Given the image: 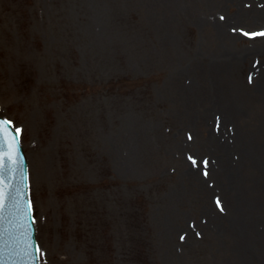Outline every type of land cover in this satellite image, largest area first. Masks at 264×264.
I'll list each match as a JSON object with an SVG mask.
<instances>
[{
    "label": "rangeland",
    "instance_id": "374dc122",
    "mask_svg": "<svg viewBox=\"0 0 264 264\" xmlns=\"http://www.w3.org/2000/svg\"><path fill=\"white\" fill-rule=\"evenodd\" d=\"M245 33H264V0L0 3V115L27 158L40 264H64L59 245L71 264H264V35ZM5 44L26 62L16 91Z\"/></svg>",
    "mask_w": 264,
    "mask_h": 264
},
{
    "label": "bare ground",
    "instance_id": "6f19581e",
    "mask_svg": "<svg viewBox=\"0 0 264 264\" xmlns=\"http://www.w3.org/2000/svg\"><path fill=\"white\" fill-rule=\"evenodd\" d=\"M2 2H7V0H0V3ZM7 30V28H6ZM5 64H4V70L1 72L2 74V84L4 85V88L11 87L12 91H16L14 85L15 83L18 84V70H19V66L21 64H25L26 62L24 61V59L21 60V62L18 61L16 54L14 53V45L11 44L9 45V47L7 48V45L5 44ZM7 51H8V60H7ZM23 94L21 96H14L13 100L14 103H19L23 106L24 109V113L28 119V123H29V127L32 129V133L35 135V133H37V125H41L44 124L46 122V120H44V111H43V107L39 104V102L36 99V96L34 94H30L28 91L26 92H22ZM51 123L48 126V131L49 133L51 132V127H52ZM53 137V134H51ZM243 144H244V150H245V140H242ZM37 145V150H38V156H32V164H33V168L34 171L36 172V178L38 180V182H40L43 185H47V175H46V170H47V159H48V151L49 149L46 148H40L38 149L39 144L37 142H35ZM250 143V142H249ZM253 149H255V146L252 145L251 146ZM43 149V150H42ZM256 151V150H254ZM48 153V154H47ZM245 159V168L246 167H253V162L255 160V158L251 157V158H246L244 156ZM189 172V174L193 175L192 170H187V173ZM263 181H264V177H263ZM245 189H246V193H250L251 191H256L255 188L253 189L252 187L246 185L244 183ZM246 186H248V188H246ZM227 187V185H226ZM263 189H264V184H263ZM234 192L237 194H239L236 190V186L234 185ZM258 195H254L253 196V202H257L258 200H260V198H258ZM262 201V200H261ZM260 211V208L253 207V205H251V210H250V214H252L253 212V216L255 218H257V212ZM229 217V216H228ZM53 230H54V240H56L57 238V234L60 233V231L58 230V227H55L54 225H52ZM62 240H58L57 239V245L61 244ZM55 250L53 253L50 254V258L54 263H64V264H71L70 260L71 258H73V254L72 253H65V250L62 248L61 245L53 247ZM58 254H62L61 257L58 256ZM70 258V260H69Z\"/></svg>",
    "mask_w": 264,
    "mask_h": 264
},
{
    "label": "water",
    "instance_id": "95a60500",
    "mask_svg": "<svg viewBox=\"0 0 264 264\" xmlns=\"http://www.w3.org/2000/svg\"><path fill=\"white\" fill-rule=\"evenodd\" d=\"M18 151L20 154L21 149ZM7 171L10 177L16 180L17 195L12 194L11 188L7 192L6 202L2 200L3 209L0 211V264H37L33 242H29L31 250L29 244L28 247H25L26 242L23 243L26 234H28L26 230L28 220L25 223L24 218L28 212L25 173L22 172L23 176L16 178L13 175L14 170L12 171L10 167H7ZM19 183L23 188L21 190Z\"/></svg>",
    "mask_w": 264,
    "mask_h": 264
},
{
    "label": "snow or ice",
    "instance_id": "6c2138e0",
    "mask_svg": "<svg viewBox=\"0 0 264 264\" xmlns=\"http://www.w3.org/2000/svg\"><path fill=\"white\" fill-rule=\"evenodd\" d=\"M245 35H264V33H253V34H247L245 33ZM250 79V82H251V77L249 78ZM11 122L9 121H0V172L3 171V150H4V141H3V132H4V125L6 124H10ZM17 133H19V129H16L15 130ZM195 161H193V164L195 165ZM205 165L207 164V161L204 162ZM207 174V173H205ZM220 206V202L217 201V207ZM3 209V203H2V200H0V211H2Z\"/></svg>",
    "mask_w": 264,
    "mask_h": 264
}]
</instances>
